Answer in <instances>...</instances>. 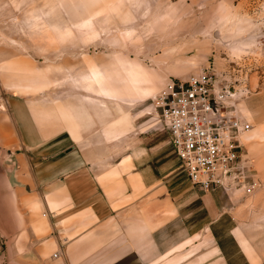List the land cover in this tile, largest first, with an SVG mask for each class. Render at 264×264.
<instances>
[{
  "label": "rangeland",
  "instance_id": "374dc122",
  "mask_svg": "<svg viewBox=\"0 0 264 264\" xmlns=\"http://www.w3.org/2000/svg\"><path fill=\"white\" fill-rule=\"evenodd\" d=\"M191 75L206 76L226 94L223 110L250 124L240 143L246 161L248 142L260 146L246 172L255 190L249 177L209 191L187 180L155 98ZM4 77L8 99L22 98L50 123L60 107L69 126L71 110L87 132L77 159L93 171L132 159L158 186L166 182L174 205L187 210L184 221L203 223L208 234V208H218L216 237L232 228L228 237L264 252V134L249 139L264 117V0H0Z\"/></svg>",
  "mask_w": 264,
  "mask_h": 264
},
{
  "label": "crops",
  "instance_id": "0c3cea01",
  "mask_svg": "<svg viewBox=\"0 0 264 264\" xmlns=\"http://www.w3.org/2000/svg\"><path fill=\"white\" fill-rule=\"evenodd\" d=\"M0 92V264H264V252L228 237L232 228L214 235L218 208H208V234L184 221L166 182L158 186L134 160L105 171L78 160L87 132L71 110L69 126L60 107L50 123L22 98L8 99L6 77ZM250 133L264 134V117ZM259 147L248 142L249 172Z\"/></svg>",
  "mask_w": 264,
  "mask_h": 264
},
{
  "label": "built area",
  "instance_id": "2783aa9c",
  "mask_svg": "<svg viewBox=\"0 0 264 264\" xmlns=\"http://www.w3.org/2000/svg\"><path fill=\"white\" fill-rule=\"evenodd\" d=\"M225 97L206 76L191 75L170 80L157 94L155 105L168 143L193 186L209 191L249 177L247 190L253 191L259 184L246 173L240 143L251 126L223 110Z\"/></svg>",
  "mask_w": 264,
  "mask_h": 264
},
{
  "label": "snow or ice",
  "instance_id": "6c2138e0",
  "mask_svg": "<svg viewBox=\"0 0 264 264\" xmlns=\"http://www.w3.org/2000/svg\"><path fill=\"white\" fill-rule=\"evenodd\" d=\"M91 79H93V80H95L97 83H99V77L97 76V74L95 73V71H93Z\"/></svg>",
  "mask_w": 264,
  "mask_h": 264
}]
</instances>
